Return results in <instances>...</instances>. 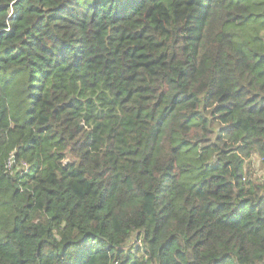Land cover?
Listing matches in <instances>:
<instances>
[{
	"label": "trees",
	"instance_id": "16d2710c",
	"mask_svg": "<svg viewBox=\"0 0 264 264\" xmlns=\"http://www.w3.org/2000/svg\"><path fill=\"white\" fill-rule=\"evenodd\" d=\"M0 264H264V0H0Z\"/></svg>",
	"mask_w": 264,
	"mask_h": 264
},
{
	"label": "built area",
	"instance_id": "2783aa9c",
	"mask_svg": "<svg viewBox=\"0 0 264 264\" xmlns=\"http://www.w3.org/2000/svg\"><path fill=\"white\" fill-rule=\"evenodd\" d=\"M14 160H15V155L12 153L7 162L9 168L12 167Z\"/></svg>",
	"mask_w": 264,
	"mask_h": 264
}]
</instances>
